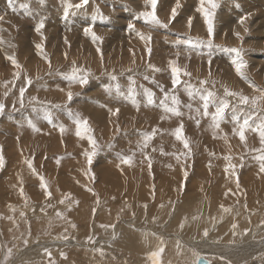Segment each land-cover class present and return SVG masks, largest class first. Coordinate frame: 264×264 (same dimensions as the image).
Wrapping results in <instances>:
<instances>
[{
	"label": "rangeland",
	"instance_id": "1",
	"mask_svg": "<svg viewBox=\"0 0 264 264\" xmlns=\"http://www.w3.org/2000/svg\"><path fill=\"white\" fill-rule=\"evenodd\" d=\"M1 1L3 0H0V4H3V6L0 5V10H2L4 15L0 11V16L3 17V20H8L6 21L5 26L11 31L10 33L6 31L7 34L4 32L3 36H0V40L3 41V44H0V47H2L0 48V99H2L7 106L4 114L0 115V148H2L3 155L6 161L4 166L0 168V264H50V261L54 262V264H61V262H63L64 260H68L69 257V253L65 251V247H70L73 249L85 248L84 250L98 251L100 253L102 250V253H111L112 255L118 254V256H120L126 252V248L124 250L121 245V247H119V240L117 238L118 236L116 235L114 229L111 227H101V225L111 224H116L115 227L121 224L123 225V230L129 229L130 231H136V229L138 228L137 230L139 231V233L144 234L145 237L143 236L142 239L144 242H146V244L144 242L143 244L144 248L147 247L146 250L144 249V252L140 253L138 247H136L132 242H128L127 244L129 246H134V252L140 256L139 259L141 260L142 264H156L157 258H154L152 256V253L157 252L161 247L163 248V252L158 258V264H171L172 256V258L174 259L175 257L181 255L183 259L189 258L188 260L192 259L193 257L195 258L199 256V246H196L192 243L199 242L200 244H202L204 243V241H213L211 242V244L215 246H224L223 251L225 252L229 250L231 251V247L233 244L235 245L241 240H244L242 237H240L239 239L237 238L239 236L236 237L235 235H232V238L233 240L235 237L237 239L234 241L230 239L232 243L228 238L221 239L222 236L226 235L224 234V230L221 226L224 222L220 223V225L217 224V227L212 229L211 232L208 233V235L205 237V229L203 227L199 228L198 226H196L195 222L192 225H183V227H181V224L184 218L188 219V221H191L189 218H187V216H190L191 214H198L202 211L208 212L210 214L213 213V217L216 220H219L221 214L224 213L223 209L220 207L221 205L230 207L235 211L239 210L241 207H243V209L245 208L244 210H246V213H251L254 211L253 209L244 206L248 202V197L246 196L249 176L259 171V161L254 159V157L259 154V152L256 150L260 149L262 146L260 143L259 133L253 131L252 129L255 128V125L257 123H259V118L264 117V100L258 101L257 105L254 106L251 103L247 105L240 104L238 102V97H228V100L230 101L229 108L226 109L225 112V122L222 121L221 123V125L225 128L220 126L222 131L217 130V136L214 138L213 129L210 127L211 117L202 116L196 112V109L198 108L201 109V113L203 111V102L200 99V96L195 95L190 97L185 91L183 84L176 86L175 89L173 88L170 71L167 70V62L170 59H178V64L180 66L187 65V70L191 72L192 75L190 78L182 77V79L189 81L196 87H200V80H203L205 78L214 79L216 81L214 85L209 84L207 86L216 93L215 97L213 98V102L209 105L208 111L210 113L215 111L216 105L221 99L224 98L225 87H227L231 91L240 92L248 97L250 96V100L255 96H259L260 91H258L257 88H254L252 84L254 83L256 86H258L259 89H264V17H262L264 16V0H216V2L218 1L217 4L219 6L214 10V28L217 29H215L214 43L215 45H221L222 47H213L212 49L201 47L198 51L189 50L188 46L183 44L177 47L173 42L178 39L184 40L188 35H191L192 37L198 36L200 38H207V29L204 28L207 27L205 26L207 25L205 22V18L202 17V13L197 11L200 0H180L181 8H179L177 11L179 15L177 14L176 18L172 20L175 21L173 23L172 21L169 23V18L167 17H170L171 9L175 7L177 0H169V2L168 0H158L156 9V11H158L157 15L162 21L170 24V27H168L167 29L153 28L144 23L142 19L137 20L134 18L136 12H140L136 11L137 9H139V7V10L142 9L143 11L151 10L150 5L147 7L143 6L145 5V0H89V3L83 8L76 7V5L81 3V0H6L9 4H12L10 6L9 4H7V2L3 1V3ZM16 1H23L25 3L26 6L24 5V10L23 8H20L18 10V8L14 6L19 4H17ZM36 2H38L37 4L41 6V8L36 4ZM33 3L35 4V6ZM253 3H255L256 6ZM28 5H32V8ZM69 5H71V7H69ZM165 5H167L166 10L164 9ZM13 6L16 9L13 8ZM186 6H188L189 8ZM35 7H37L38 9ZM161 7L163 8L162 13L160 12V9H162ZM205 7H209V5H207L206 3ZM131 8H133L134 10H132ZM34 9L36 12L35 14L38 15L34 14ZM48 9H50V11ZM65 9L68 10L67 16L64 15ZM180 9H182V11H185L186 13L182 12L181 14ZM14 10L17 12H15ZM56 11L58 12L56 13ZM18 12L19 14H17ZM46 12H48L46 17L48 16V19H51V22L53 24L50 22V20H45ZM221 12L222 14H220ZM23 13H26L27 16ZM43 13H45L44 16H42ZM10 14L16 17H12ZM56 14L58 16H56ZM80 14H82L83 16H81ZM50 15L54 18L52 19ZM19 16L20 18H18ZM36 16L40 17L36 20L35 23ZM101 16L104 19H101ZM190 16L192 17V22H197L192 23V27H188V29V24L186 25V23ZM184 17H187V21L184 20ZM244 17H247V19L244 20L243 23H241L240 21ZM10 18L11 20H9ZM25 18L29 20L30 23L28 24L32 26L31 30L29 29L31 27L30 25L27 26L26 23L22 22L23 20L26 21ZM182 18H184V21H180V19L182 20ZM42 19L44 21V24L47 26L42 30L43 39L45 38V36L50 37L49 40L53 42L54 39L59 38L61 35H64V38H68L69 35L72 36V40H69L70 47L68 45L66 46V44L64 43L61 44L64 47L60 44H54V49H45V52L48 54L51 60L52 68L58 72H67L70 70L72 62L76 61L77 65L90 68L95 74V78L91 80L90 84L86 88H81L79 85H72V90L74 92L81 93V95L75 97L74 102L71 104V108L73 110L82 113L84 117H88L90 119V123L95 129V136L102 146V150L95 158L92 166V171L95 173L94 180H92L89 175H85V171L87 170L88 165L83 152L85 149L89 148V144L86 140H82L75 136L74 124L68 114L63 110L53 108L51 109L52 123H49L48 119L45 118V113L39 106H36L34 110L33 105L28 103L27 98L31 96H36L42 101H50L53 104L63 102V100L65 99V93L60 92L57 88V85H59L60 88H68V83L60 75L56 74V71L49 75L48 64L41 57V55L33 57L32 61L26 55H23L25 52L22 43L23 40H25L23 37H26L27 41H31L32 37H34L33 32L36 33V31H34L36 28L35 26H37ZM3 20H0V24H2ZM19 20L21 23L19 22ZM54 20L60 23L57 24V22H54ZM234 20L236 23L234 22ZM117 21L120 23L118 24ZM178 21L182 23H184L185 21L186 22L184 24H180V22ZM130 22L133 23L135 25V29L139 30L140 32H143L145 34L151 33L153 38L151 41V46L153 49L151 53L152 57H149L146 53L145 42L136 35L135 31H129L127 25ZM90 23L94 24L95 28H93V30L96 32V34L102 37L101 42L93 43L91 37L84 34L83 29L85 25H88ZM174 23L178 28L173 25ZM198 23L201 25H198ZM17 25L19 27H17ZM181 26L183 28H180ZM14 28L17 29L15 30ZM99 30L105 33L100 34L97 32ZM236 32L240 33L242 39L235 35ZM36 34L37 35L35 36V38L39 40L41 34L38 32ZM63 37H60L58 42H64ZM4 38L6 41L3 40ZM12 45H14V47H12ZM59 45L61 46V48L63 47L62 50ZM98 46L103 51V63H101L99 54L96 51V48ZM57 48L59 49V51ZM232 48L242 49L244 60L247 62L246 68H244L243 71L249 78L248 83H250V85L248 87H246L245 84L243 85L241 83V81H246L247 79H244L241 76H236L237 73L234 70L235 68L231 64V60L235 58V52L229 51V49ZM130 49L132 51H130ZM55 51H57L58 55L59 53H63L61 56L62 59H56L55 55L57 54L55 53ZM209 52L211 53L212 60L211 77H209V65L207 63L209 59ZM65 53H68L69 55L73 54V56L71 55V57H69L67 55L68 57L65 58ZM133 53H135V56H133ZM176 53H179L178 58L176 56ZM8 55H15L18 62L23 66V72L28 76H31L33 79L32 85L27 86L28 90L25 93V106L21 108L19 103H16V110H13V101L16 100L19 95V87L26 85H23L22 75L20 80L15 81V87H13L11 83L7 85V88H10L11 91L9 92V95L7 97H4L3 93L7 90V88L5 87V82L12 81L13 74L15 71H17V69L14 68L11 62L7 60V58H5ZM247 58L250 60H248ZM229 59L230 62H228ZM133 60L135 61V63H133ZM33 62L38 63V66L33 67L30 70ZM148 62H151L157 67L163 69V71L153 72L150 69H146V64ZM130 68L134 71H127ZM105 69H108L109 72L115 69L122 91L127 92V89L130 86L135 87L137 92L136 99L140 102L139 112L131 104L130 101L121 100L117 102L104 91V86L115 83L110 80L108 75L105 74ZM122 70L124 71L122 72ZM130 75L135 80L134 85H132L131 81L129 80ZM37 76H39V79H37ZM145 76H148L149 78L145 79ZM153 77L155 82L153 81ZM230 77L233 79L241 78L240 81L237 82V86H234V82L233 86L230 85ZM145 89H150L155 94L154 100L156 106H144L146 103ZM164 92H172L178 97L180 101L179 108L180 111L184 113L183 116H171L169 119L165 120L160 119L162 115H165L163 109L159 107L160 102L164 99ZM168 103L169 105H171V100H169ZM101 104H107L109 107H118L120 109L118 117L111 118V123L109 122L108 112L106 111V109L100 106ZM188 105H191V108L187 107ZM236 105H239V108ZM84 109L87 110L86 112H89L88 115L85 113ZM93 109L95 110V115L99 112V119L102 117V114L106 116L103 122H101L100 120H94V113H91V111L93 112ZM234 115H237L239 117L241 123L245 118L251 117V127L245 132L246 141L242 142L238 136L231 133L232 129L236 127L233 122ZM15 119H18L17 122H15ZM197 119H199L200 121L198 126L196 124ZM28 120L33 121V123H35L37 127L41 129V131L33 132L31 127H29L27 124ZM181 120L184 124V134L190 139V144L194 153L193 157L187 161L186 165L184 164L183 159L178 162L175 156H166L163 155L160 151L161 147L163 148V151L167 153L180 154L182 151H185L183 149V144L180 141H177L174 135L170 134L171 131L179 125ZM117 123L119 124V127L121 129L120 133L115 132V126ZM53 124H63L68 130L62 136L59 129L54 128ZM156 126H159L160 129H163L165 131H163L162 133H158L154 137L149 147L146 149V152L152 158L151 173L149 172V169L147 167V161L146 159H144L145 157L139 151H136V155L131 166L120 164L117 153L123 152V154L125 155L131 154L130 150L135 151L137 148V141L142 139L140 133L145 131L150 132ZM224 133L228 134L227 143L224 141V139L221 138ZM114 136L115 139L113 141ZM17 137H19V140L17 139ZM109 142L114 143V147L112 149H108L106 147ZM153 148H155L156 151H152ZM209 152L215 153V156H210ZM227 155L232 156L231 162L233 164L240 165L241 163H243V167H238L236 169V171L239 173V189H237L235 186V177L232 178L226 171H222L225 170L224 167L228 163V161L224 159V157ZM241 155H243L244 157L243 161H241L240 159ZM25 158L32 159L33 165L36 170L48 181L49 188L53 194L50 199H46L43 189H41L39 186L40 180L38 176L32 174L31 170L25 163ZM57 159H60L59 164L56 163ZM210 162L211 168H209ZM117 165L120 166L118 167ZM169 165H171V167H169ZM185 166L187 167L189 176L186 182L187 184L185 183V186L181 187L182 182H184L183 172ZM82 169L85 171H82ZM253 170H255V172H253ZM16 175L19 176L17 177ZM174 180H176V182ZM178 181L180 182V184ZM101 182L104 185H102ZM106 182H113L112 187H110L113 189L118 188L119 185H123L124 183H132L134 188L133 193L135 191V194H132V196L125 195V197L120 198H115L114 194H110L108 196L109 193L106 192V194L103 195V190H106L105 186H107L106 188L109 187V184ZM157 183L160 184L162 188H160ZM21 187L24 190V195L20 194ZM87 187L93 188L94 192L98 194L100 200L99 205L96 204L97 197L88 192ZM135 188L138 191L135 190ZM228 189L233 190L232 193H235V195L229 193L227 196H225V192H227ZM241 189L243 191V195L239 191ZM65 193H71L72 198L74 200H78L79 203L74 204L71 209H68L67 202L65 204L59 203L62 198V194ZM187 194L190 195V197L187 196ZM110 196L114 197L112 199L116 200L114 204L107 207V202L109 201ZM185 197L187 199H185ZM83 200L87 204L86 207H81V202ZM262 203L264 204V201L261 202V204ZM48 205H51V207H49ZM144 205H147V207L145 208ZM189 206L192 207L189 208ZM100 207L101 210L99 211ZM42 208L44 209V211H41ZM94 208L95 213H93ZM259 208L261 207H257V209ZM102 209H104L103 215L107 216V219L98 220L99 218H95L97 216V211L98 213H103ZM122 209L123 211H120ZM112 210H115L116 213ZM22 212L24 213L23 216H21ZM58 212L64 213V217H58ZM68 212L70 214H73V217L66 215ZM186 212H188L189 214H187ZM263 212L264 211H260L258 212V214L260 213L261 215H264L262 214ZM118 215L119 221L117 220ZM84 216L85 219H89L90 217L91 218L87 222H83L82 219H84ZM9 217H11V219H9ZM41 220H47L48 223H45L46 226H44V224L41 225ZM133 220L139 221V224L138 222H135ZM26 222L28 225L25 224ZM130 222H134L135 224L133 223L131 225ZM179 222L181 223L179 224ZM94 223H97L98 229H96ZM73 224H75V228L72 227ZM136 224L139 227H136ZM140 224L142 226H140ZM19 226L22 227L20 228ZM85 226L89 229H85ZM110 228L112 230L106 233V230ZM64 229L68 232H66ZM175 229H177L178 231ZM62 234L68 235L67 241H65L64 239H57V237L62 236ZM220 235L222 236L220 237ZM90 236L93 237L94 243L89 242L88 238ZM106 236L109 238L107 239L109 246V248L107 249L104 248L105 243H103L104 239L102 238ZM182 237L184 239H188V241L192 238L193 241H189V244H187L182 241ZM261 238L264 237H259V239ZM50 239L52 241H50ZM74 239L77 240L75 241ZM79 239H81V241ZM259 239L256 238L257 241H259ZM25 240L28 241L27 245H25L24 243ZM150 240H154L156 242L155 247L152 249L148 248L149 244H147ZM262 241H264V239ZM58 242L66 243L64 245L65 250L62 248H59V250L58 246L53 245L55 243L58 244ZM75 244L77 245L75 246ZM168 245H172L171 250L169 248L170 246ZM34 248L35 250H33ZM9 249H11L10 255ZM44 249H49L51 252V256H49L44 251ZM213 249H210V251L212 250L214 252ZM26 251H29L30 253L24 254ZM130 251H133V249L131 247H128L127 252L130 253ZM60 252L64 253L65 255H61ZM173 252L179 254L176 255ZM214 253L215 257H218L217 259H215L217 261H220L219 259L221 258L219 253ZM205 254H203L199 258H205L211 262L210 258L204 256ZM61 257H63L64 259ZM250 257L254 258L256 256L250 255ZM252 258H247V260H252ZM247 260L244 264L248 262ZM70 262L72 263V261Z\"/></svg>",
	"mask_w": 264,
	"mask_h": 264
},
{
	"label": "snow or ice",
	"instance_id": "2",
	"mask_svg": "<svg viewBox=\"0 0 264 264\" xmlns=\"http://www.w3.org/2000/svg\"><path fill=\"white\" fill-rule=\"evenodd\" d=\"M88 3H89V0H81V3L76 5V7L77 8H83ZM206 3H207V5H209V7H205ZM149 5H150L151 10H145V11H140V12L136 13L135 19H137V20L142 19L144 23L148 24L149 26H151L153 28L167 29L169 27V23L162 21L157 15L156 9H157V5H158V0H145V6L147 7ZM69 7H71V5H69ZM180 7H181L180 0H177L175 7H173L171 9V15L169 17V22H171V20H174L176 18L177 14H178L177 10ZM217 7H218V4H217L216 0H200L199 7L197 8V11L203 14V17L205 18V22L207 24L208 36L206 39L200 38L198 36L192 37L191 35H188V36H186V38L184 40L178 39V40L174 41L173 43L177 47H179L181 44H183V45H187L189 50H197V51L201 47H207L208 49H212L213 47H222L221 45H215V43H214V39H215L214 10ZM64 15L65 16L68 15L67 9H65ZM101 19H103L102 16H101ZM246 19H247V17H244L241 19L240 22L243 23L244 20H246ZM0 20H3L2 16H0ZM187 24H188V27L191 28L192 17L188 18ZM44 27H45V24H44V21L42 19L35 28V31L40 33L42 37H43V32L41 30L44 29ZM127 27H128L130 32L135 31L136 35L142 41L145 42V50H146V53L148 54V56L150 57L151 53L153 51L152 46H151V41L153 39L151 33L145 34L143 32H140L139 30L135 29V25L131 22L127 25ZM93 28H94V24H91V23L88 24L83 29L84 34L90 36L93 43L101 42L102 37L98 36L96 34V32L93 30ZM0 31H2V29H0ZM235 35L242 39L239 32H236ZM64 43L70 47V42L68 41L67 37L64 38ZM0 44H3L2 40H0ZM12 47H14V45H12ZM35 47H36L38 53L41 55V57L48 63V72H49V75H51L56 70H54L52 68L51 60H50L48 54L44 51V45L42 43H37L35 45ZM96 51L99 54V58H100L101 63H103L104 57H103L102 49L98 46L96 48ZM130 51H132V50L130 49ZM229 51L235 52V58L233 60H231V64L234 66L236 73L244 79H249L246 76L245 72L243 71V69L246 68L247 62L244 60L242 49L241 48H232V49H229ZM64 55H65V58H67V53H65ZM133 56H135V53H133ZM176 56L178 58L179 53H176ZM6 58H7V60H9L11 62V64L14 66V68L17 69V71L14 72L12 81H6L5 82V87L7 88V85L9 83H11L13 85V87H15V81L20 80L22 75H23V85H26V86L19 87V89H18L19 95L16 98V100L13 101L12 107H13V110H16V103H19L21 108H23L25 106V99H26L25 93L28 90L27 86L32 85L33 79L31 76H28L26 73L23 72V66L18 62L15 55H8ZM133 63H135L134 60H133ZM207 63L209 65V77H211V75H212V73H211L212 60H211V53L210 52H209V59H208ZM146 69H150L153 72L163 71V69L157 67L156 65L152 64L151 62H148L146 64ZM167 70L170 71L171 82H172L174 89L176 86L183 84L185 91L188 93V95L190 97L195 96V95L200 96V99L203 102L202 103L203 111L201 113V109L198 108V109H196V112L199 115L211 117L210 127L213 129V137L214 138L217 136V130L222 131V129L220 127L221 122L224 121L226 109L229 108L228 97H238V102L240 104L247 105V104L251 103L254 106L257 105L258 101L264 100V89H259L258 86H256L254 83L252 84V86L254 88H257L258 91H260V95L251 98V100L248 96L243 95L240 92L231 91L227 87H225L224 98L221 99L219 101V103L216 105L215 111L210 113L208 111L209 105H210V103L213 102V98L215 97L216 93L207 86L209 84L214 85L216 83V81L214 79L205 78L203 80H200V87H196L195 85L191 84L189 81L183 80L182 77H189L190 78L192 74H191V72H189L187 70V65L180 66L178 64V59L168 60ZM104 71H105V74L109 76L110 80L115 82L114 84H109V85L104 86V91L110 97H112L113 100H116L117 102H119L121 100L130 101L131 104L139 112L140 102L136 99L137 92H136L135 87L130 86L127 89V92L122 91L121 86L118 82V75H117L115 69H113L111 72H109L107 69H105ZM123 71L124 70H122V72ZM127 71L131 72V71H133V69L130 68ZM56 74L60 75L68 83L67 89L60 88L59 85H57L58 90L60 92L65 93V99L63 100V102L53 104L50 101H42L36 96H31V97L27 98L28 103L33 105L34 110H35L36 106H39L43 110V112L45 113V118L48 119L49 123H52L51 109H53V108L63 110L68 114V116L72 119L73 124H74L75 136L82 139V140H86L89 144V148L85 149L83 152V155L86 157L88 168L86 171L83 169H82V171H85V175H89L90 178L92 180H94L95 179V173L92 171V166H93L95 158L97 157L99 152L102 150V146L95 136V129L92 127V125L90 123V119L88 117H84L82 115V113L73 110L71 108V104L74 102L75 97L81 95V93L74 92L72 90V85H79L81 88H86L90 84L91 80L93 78H95V74L93 73V71L90 68L77 65L76 61L72 62V66H71L69 71H67V72L56 71ZM148 78H149L148 76H145V79H148ZM37 79H39V76H37ZM129 80L131 81L132 85L135 84V80L131 75L129 76ZM153 81L155 82L154 77H153ZM10 91H11V89L7 88V90L3 93L4 97H7L9 95ZM145 95H146V103L144 106L145 107L156 106L155 100H154L155 94L150 89H145ZM169 100H171V105H169V103H168ZM179 104H180V101L175 94H173L172 92H164V99L160 102L159 107H161L163 109L165 115H162L160 117V119L165 120V119H169L171 116H176V117L183 116L184 113H182L180 111ZM100 106L102 108L106 109V111L108 112L110 123L112 122L111 118L112 117H118V115L120 113V109L118 107L112 108V107H109L107 104H101ZM6 107L7 106L4 103V101L2 99H0V115L4 114ZM187 107L191 108V105H188ZM190 118H192V117H190ZM250 119H251V117H247L241 123L240 119L237 115L233 116V122L236 125V127H234L232 129V134L238 136L242 142L246 141L245 132H246V130H248L251 127ZM199 122H200L199 119H197L196 120L197 126L199 125ZM27 124L29 127H31L33 132H40L41 131V129L38 128L37 125L35 123H33V121L28 120ZM53 127L58 128L62 136L68 130L66 128V126H64L63 124H53ZM252 130L259 133L260 143H261L262 147L260 149L256 150L259 152V155L255 156L254 159L259 161L260 173H264V117L259 118V123H257L255 125V128H253ZM120 131H121V129L119 127V124L117 123L115 126V132L120 133ZM163 131H165V130L160 129L159 126H156L150 132H148V131L141 132L140 135H141L142 139L137 141V148L135 151L130 150L131 154H129V155H125V154H123V152L117 153V157L120 161V164L131 166L133 161H134L136 151H139L145 157V159L147 161V167L149 169V172L151 173L152 158L146 152V149L149 147V145L153 141L154 137L158 133H162ZM170 134L174 135L176 140L180 141L183 144V149L185 151H182L180 154L167 153V152H164L163 148L161 147L160 148L161 153L163 155L175 156V158L178 162H180L183 159L184 164L186 165L187 161L193 157L194 153H193V150H192V147L190 144V139L184 134V124H183L182 120L179 123V125L171 131ZM221 138L224 139V141L227 143L228 134L224 133V135ZM17 139L19 140V137H17ZM114 139H115V136L113 137V140ZM106 147L108 149H112L114 147V143L109 142L106 145ZM152 151H156V149L153 148ZM209 155L215 156V153L209 152ZM224 159L228 161V163L225 166V171L229 174L230 177H235L236 188L239 189L240 188L239 174L236 171V169L238 167H243V163H241L240 165L233 164L231 162L232 161L231 155L225 156ZM240 159H241V161H243V159H244L243 155H241ZM5 163H6V161H5V158L3 155V151H2V148H0V168H2ZM25 163L27 164V166L31 170L32 174L38 176V178L40 180L39 186L41 189H43L46 199H50L53 194L49 188L48 181L45 179V177L43 175H41L36 170V168L33 165L32 159L25 158ZM56 163L59 164L60 159H57ZM117 166L119 167L120 165H117ZM169 167H171V165H169ZM209 168H211V162L209 163ZM121 171H122V169H121ZM183 176H184V182H182L181 187L185 186V183L187 182V179L189 176V172H188L186 166L184 167ZM21 183H22V181H21ZM153 188H154V185H153ZM87 191L92 193L93 195H95L97 197L96 204L99 205V203H100L99 196L97 193L94 192V189L91 187H87ZM229 193H231L232 195H235V193H232L231 189H228V191L225 192V196H227ZM20 194L24 195V190L22 187L20 188ZM153 198H154V193H153ZM66 202L68 203V209H71L73 204L79 203L78 200H74L72 198L71 193L62 194V198L59 201V203L65 204ZM48 206L51 207V205H48ZM144 207L146 208L147 205H144ZM220 207L223 209V211L225 213H230L232 210L230 207H225L224 205H221ZM41 211H44V209L42 208ZM121 211H123V209ZM93 213H95V208L93 209ZM23 215H24V213L22 212L21 216H23ZM57 216L58 217H64V213L58 212ZM9 219H11V217H9ZM118 219H119V215L117 216V220ZM220 219H223V217L221 216ZM72 227L75 228V224H73ZM101 227L115 228V225L114 224L101 225ZM181 227H183V224H181ZM237 227H238V225L235 223L232 225L233 235L238 234L235 231L237 229ZM65 231L67 232V230H65ZM244 231L246 232L248 230L245 229ZM239 234H243V233H239ZM207 235H208V230L205 229L204 230V236H207ZM57 239H64L65 241H67L68 235L62 234V236L57 237ZM88 240L90 243H94L93 237L90 236L88 238ZM24 243H25V245H27L28 241L25 240ZM44 251L49 256H51V252L49 249H44ZM162 252H163V248L161 247L157 252L152 253V256L154 258H157L156 264H158V258ZM10 254H11V249H9V255ZM101 254H102V250H101ZM61 255H65V254L61 253ZM6 259H7V257H6ZM50 264H54V262L50 261ZM229 264H230V262H229Z\"/></svg>",
	"mask_w": 264,
	"mask_h": 264
},
{
	"label": "bare ground",
	"instance_id": "3",
	"mask_svg": "<svg viewBox=\"0 0 264 264\" xmlns=\"http://www.w3.org/2000/svg\"><path fill=\"white\" fill-rule=\"evenodd\" d=\"M3 1H5V2H7V4H9L8 3V1H6V0H3ZM3 1H1V2H3ZM13 1H15V0H13ZM19 1H21V0H19ZM173 1V0H172ZM191 1V0H190ZM193 1V0H192ZM197 1V0H196ZM199 1V0H198ZM254 1V0H253ZM17 2V1H16ZM28 2H32V1H28ZM168 2H169V0H168ZM181 2V1H180ZM184 2V1H183ZM218 2V1H217ZM246 2V1H245ZM4 3V2H3ZM14 3V2H13ZM19 3V4H18ZM26 3H27V1H26ZM38 2H36V4H37ZM104 3V2H103ZM136 3V2H135ZM164 3V2H163ZM259 3V2H258ZM17 4L18 5H14V6H16V8H18V10L20 9V8H23V7H25L26 5H25V3L22 1V2H17ZM28 4H30V3H28ZM32 4V3H31ZM34 4V3H33ZM137 4V3H136ZM135 4V5H136ZM166 4V3H165ZM168 4H170V3H168ZM239 4V3H238ZM253 4H255V3H253ZM260 4V3H259ZM0 5H2L3 6V4H0ZM10 5H12V4H9V6ZM25 5V6H24ZM38 5V4H37ZM141 5V4H140ZM164 5V4H163ZM172 5H173V3H172ZM183 5V4H182ZM187 5V4H186ZM189 5V4H188ZM263 5V4H262ZM13 6V8H15ZM28 6H30V5H28ZM32 6V5H31ZM30 6V7H31ZM34 6H35V4H34ZM39 6V5H38ZM107 6V5H106ZM143 6H145V5H143ZM170 6V5H169ZM199 6V5H198ZM219 6V5H218ZM255 6H256V4H255ZM254 6V7H255ZM258 6V5H257ZM40 8H41V6H39ZM134 7H137V6H134ZM166 7H167V5H165V7H164V9L166 10ZM186 7H188V6H186ZM193 7H195V6H193ZM259 7V6H258ZM3 8V7H2ZM1 8V9H2ZM11 8V7H10ZM15 8V9H16ZM32 8V7H31ZM30 8V9H31ZM35 8H37V7H35ZM39 8V9H40ZM44 8V7H43ZM117 8V7H116ZM142 8V7H141ZM162 8V7H161ZM181 8V7H180ZM189 8V7H188ZM4 9V8H3ZM7 9V8H6ZM38 9V8H37ZM36 9V10H37ZM51 9V8H50ZM50 9H48L49 11H50ZM132 10H134L133 8H131ZM139 9H140V7H139ZM139 9H137L136 11H143L142 9L141 10H139ZM160 9V8H159ZM168 9V8H167ZM186 9V8H185ZM242 9H243V7H242ZM258 9V8H257ZM5 10V9H4ZM8 10V9H7ZM23 10H24V8H23ZM22 10V11H23ZM42 10V9H41ZM41 10H38V11H41ZM54 10H56V9H54ZM95 10V9H94ZM161 11V13H162V10H163V8L162 9H160ZM164 10V11H165ZM181 10V14H182V12H185V11H182V9H180ZM226 10V9H225ZM240 10V9H239ZM256 10V9H255ZM1 12H2V10H0ZM11 11V10H10ZM15 11V10H14ZM26 11V10H25ZM24 11V12H25ZM59 11V10H58ZM58 11H56V13L58 12ZM120 11V10H119ZM178 11V10H177ZM15 12H17V11H15ZM28 12H29V10H28ZM30 12H32V11H30ZM45 12V11H44ZM90 12V11H89ZM133 12V11H132ZM158 12V11H157ZM180 12V11H179ZM190 12V11H189ZM215 12V11H214ZM4 13H5V11H4ZM11 13V12H10ZM36 12H35V9H34V14H35ZM54 13H55V11H54ZM102 13V12H101ZM137 13V12H136ZM186 13V12H185ZM194 13V12H193ZM198 13V12H197ZM228 13V12H227ZM2 14H3V12H2ZM13 14V13H12ZM15 14V13H14ZM17 14H19V12L17 13ZM23 14H26V13H23ZM40 14V13H39ZM44 14L45 13H43V15L42 16H44ZM48 14V12H46V14H45V17H46V15ZM166 14V13H165ZM181 14H180V16H181ZM216 14V13H215ZM219 14V13H218ZM220 14H222V12L220 13ZM4 15V14H3ZM11 15V14H10ZM16 15V14H15ZM33 15V14H32ZM35 15H38V14H35ZM34 15V16H35ZM72 15V14H71ZM81 16H83L82 14H80ZM130 15V14H129ZM179 15V14H178ZM186 15V14H185ZM202 15V14H201ZM234 15H236V14H234ZM243 15V14H242ZM12 16V15H11ZM17 16V15H16ZM16 16H12V17H16ZM26 16H27V14H26ZM29 16V15H28ZM33 16V17H34ZM51 16V15H50ZM56 16H58L57 14H56ZM78 16V15H77ZM85 16V15H84ZM87 16V15H86ZM179 16V17H180ZM187 16V15H186ZM195 16V15H194ZM216 16V15H215ZM221 16V15H220ZM239 16V15H238ZM252 16V15H251ZM40 17V16H39ZM38 16H36V18H35V23H36V20L39 18ZM44 17V18H45ZM52 17V16H51ZM70 17V16H69ZM93 17V16H92ZM125 17V16H124ZM128 17V16H127ZM133 17V16H132ZM132 17H129V18H132ZM191 17V16H190ZM203 17V16H202ZM201 17V18H202ZM249 17V16H248ZM262 17H264V16H262ZM5 18H6V15H5ZM18 18H20V16L18 17ZM54 17H52V19H53ZM71 18V17H70ZM134 18H135V16H134ZM133 18V19H134ZM167 18H169V17H167ZM185 18V19H184ZM184 18H182V20L180 19V21H184V20H186V18L187 17H184ZM15 19V18H14ZM17 19V18H16ZM24 19V18H23ZM55 19H56V17H55ZM81 19V18H80ZM104 19V18H103ZM178 19V18H177ZM177 19H176V23H177ZM184 19V20H183ZM204 19V18H203ZM227 19V18H226ZM9 20H11V18L9 19ZM25 20L27 21H22V22H24V23H26V25L28 26V25H30V24H28V23H30L29 22V20H27L26 18H25ZM45 20H50V22H51V19H48V16L46 17V19ZM94 20V19H93ZM114 20V19H113ZM124 20V19H123ZM126 20V19H125ZM217 20V19H216ZM225 20V19H224ZM236 20V19H235ZM235 20H234V22H235ZM248 20H250V19H248ZM6 21H8V20H6V19H4L3 20V22H2V24H0V29H2V31H0V36H3V33L5 32L6 33V31L8 32V33H10V29L9 28H6V26H5V24H6ZM104 21V20H103ZM108 21V20H107ZM121 21V20H120ZM172 21V20H171ZM180 21H178V22H180ZM187 21V20H186ZM185 21V22H186ZM228 21V20H227ZM226 21V22H227ZM240 21V20H239ZM19 22H20V20H19ZM47 22V21H46ZM54 22H57V21H55L54 20ZM66 22H68V21H66ZM74 22V21H73ZM76 22V21H75ZM84 22V21H83ZM118 22V21H117ZM116 22V23H117ZM124 22V21H123ZM173 22H175V21H172V23ZM184 22V23H185ZM195 23L197 22V21H194ZM194 22H192V23H194ZM246 22V21H245ZM10 23V22H9ZM21 23V22H20ZM34 23V22H33ZM32 23V24H33ZM34 23V24H35ZM52 23V22H51ZM60 23V22H59ZM58 22H57V24H59ZM70 23V22H69ZM112 23V22H111ZM120 22H118V24H119ZM137 23V22H136ZM170 23V22H169ZM171 23V24H172ZM182 22H180V24H181ZM184 23H182V24H184ZM236 23V22H235ZM33 24V25H34ZM37 24H38V22H37ZM36 24V25H37ZM53 24V23H52ZM56 24V25H57ZM67 24V23H66ZM82 24V23H81ZM106 24V23H105ZM108 24V23H107ZM109 24H110V22H109ZM125 24V23H124ZM240 24V23H239ZM247 24V23H246ZM7 25H8V23H7ZM12 25H14V24H12ZM22 25V24H21ZM74 25H76V24H74ZM79 25V24H78ZM83 25H85V24H83ZM83 25H82V27H83ZM87 25V24H86ZM86 25H85V27H86ZM113 25V24H112ZM114 25H115V23H114ZM170 25V24H169ZM174 26H176L177 27V25H175V23L173 24ZM186 25H187V23H186ZM198 25H201V24H199L198 23ZM198 25H197V27H198ZM203 25H205V24H203ZM202 25V26H203ZM230 25H233V24H230ZM236 25H238V24H236ZM242 25H244V24H242ZM25 26V25H24ZM26 26V27H27ZM31 26V25H30ZM123 26V25H122ZM126 26V25H125ZM137 26V25H136ZM172 26V25H171ZM179 26V25H178ZM205 26H207V25H205ZM219 26H221V25H219ZM249 26V25H248ZM247 26V27H248ZM17 27H19L18 25H17ZM34 27V26H33ZM36 27V26H35ZM47 26L45 25V28H46ZM59 27V26H58ZM124 27V26H123ZM170 27V26H169ZM173 27V26H172ZM171 27V28H172ZM175 27V28H176ZM191 27H192V25H191ZM218 27V26H217ZM228 27V26H227ZM231 27V26H230ZM229 27V28H230ZM241 27H244V26H241ZM21 28V27H20ZM31 28H32V26L29 28L30 30H31ZM44 28V29H45ZM54 28V27H53ZM79 28V27H78ZM94 28H95V26H94ZM98 28V27H97ZM114 28V27H113ZM178 28V27H177ZM176 28V29H177ZM180 28H183L182 26L180 27ZM179 28V29H180ZM187 28H188V26H187ZM186 28V29H187ZM204 28H206L207 29V27H204ZM219 28V27H218ZM234 28V27H233ZM15 29V28H14ZM17 29V28H16ZM15 29V30H16ZM189 29V28H188ZM202 29V28H201ZM205 29V30H206ZM216 29V28H215ZM223 29H226V28H223ZM232 29V28H231ZM248 29V28H247ZM21 30V29H20ZM32 30H34V29H32ZM43 30V29H42ZM41 30V31H42ZM192 30V29H191ZM204 30V29H203ZM217 30V29H216ZM228 30H230V29H228ZM35 31V30H34ZM46 31V30H45ZM141 31H143V30H141ZM202 31V30H201ZM207 31V30H206ZM246 31V30H245ZM249 31V30H248ZM247 31V32H248ZM22 32V31H21ZM47 32H49V31H47ZM98 33H100V34H103V33H105V32H102L101 30H99V31H97ZM159 32V31H158ZM168 32V31H167ZM200 32V31H199ZM204 32V31H203ZM232 32V31H231ZM231 32H229V33H231ZM15 33V32H14ZM37 33V32H36ZM36 33H34L33 32V36L34 37H32V40L31 41H27V38L26 37H23L25 40H23V48H24V54L23 55H26L31 61H32V58L33 57H35V56H37V55H40L39 53H38V51H37V49L35 48V45L37 44V43H42L43 45H44V51H45V49H54L55 47V45L54 44H64V42H58V40H59V38L60 37H63L64 35H61L59 38H57V39H54L53 40V42L52 41H50L49 40V38L50 37H46L45 36V38L43 39L42 38V36L41 37H39V40L37 39V38H35V36L37 35ZM72 33H73V31H72ZM197 33H198V30H197ZM218 33V32H217ZM7 34V33H6ZM20 34V33H19ZM77 34V33H76ZM75 34V35H76ZM165 34V33H164ZM194 34V33H193ZM196 34V33H195ZM223 34H227V33H223ZM67 35V34H66ZM74 35V34H73ZM242 35V34H241ZM51 36V35H50ZM57 36V35H56ZM77 36V35H76ZM79 36H81V35H79ZM167 36V35H166ZM220 36V35H219ZM221 36H224V35H221ZM243 36V35H242ZM134 37V36H133ZM132 37V38H133ZM137 37V36H136ZM235 37V36H234ZM64 38V37H63ZM77 38V37H76ZM112 38V37H111ZM130 38V37H129ZM43 39V40H42ZM68 39V41L70 40H72V36H70L69 35V37L67 38ZM115 39H116V37H115ZM230 39V38H229ZM3 40H5V38L3 39ZM42 40V41H41ZM6 41V40H5ZM74 41V40H73ZM141 41V40H140ZM171 41V40H170ZM133 42V41H132ZM131 42V43H132ZM173 42V41H172ZM98 43V42H97ZM108 43V42H107ZM137 43V42H136ZM221 43V42H220ZM8 44H9V42H8ZM133 44V43H132ZM59 45V46H60ZM264 45V44H263ZM7 46V45H6ZM61 46H63V45H61ZM61 46H60V48H61ZM67 46V45H66ZM107 46V45H106ZM64 47V46H63ZM62 47V48H63ZM140 47V46H139ZM0 48H2V47H0ZM16 48V47H15ZM62 48H61V50H62ZM108 48V47H107ZM106 48V49H107ZM110 48H111V46H110ZM176 48V47H175ZM58 49V48H57ZM158 49H159V47H158ZM2 50V49H1ZM17 50V49H16ZM157 50V49H156ZM58 51H59V49H58ZM64 51V50H63ZM172 51V50H171ZM2 52V51H1ZM35 52V53H34ZM37 52V53H36ZM61 52V51H60ZM156 52V51H155ZM55 53L57 54V51H55ZM189 53V52H188ZM62 54L63 53H59V55L57 54V55H55V57H56V59L58 60V59H62ZM90 54V53H89ZM67 55L69 56V57H71V55L73 56V54H71V55H69L68 53H67ZM227 55V54H226ZM6 56V55H5ZM67 56V57H68ZM65 57V56H64ZM152 57V56H151ZM6 58V57H5ZM156 58V57H155ZM70 59V58H69ZM231 59V58H230ZM230 59L228 60V62H230ZM248 59V58H247ZM264 59V58H263ZM54 60H55V58H54ZM159 60V59H158ZM233 60V59H232ZM248 60H250V59H248ZM252 60V59H251ZM253 60H254V58H253ZM252 60V61H253ZM185 61V60H184ZM42 62V61H41ZM56 62V61H55ZM66 62V61H65ZM130 62V61H129ZM255 62V61H254ZM1 63V62H0ZM185 63V62H184ZM48 64V63H47ZM57 64V63H56ZM161 65V64H160ZM38 66V63H36V62H33L32 63V66L30 67V70L33 68V67H37ZM221 66H222V64H221ZM251 67V66H250ZM39 68V67H38ZM251 69V68H250ZM35 70V69H34ZM38 70V69H37ZM108 70V69H107ZM235 70V69H234ZM134 71V70H133ZM246 71V70H245ZM37 72V71H36ZM153 73V72H152ZM235 75V74H234ZM236 76H239L240 77V75H236ZM233 77V76H232ZM235 77V76H234ZM252 77V76H251ZM126 78V77H125ZM241 79V78H240ZM240 79H237V78H231L230 77V85L231 86H233V82H234V86H237L238 84H237V82H239L240 81ZM248 80L249 79H247L246 81L244 80V81H241V83L244 85L245 84V86L246 87H248L249 85H250V83H248ZM261 81H263V80H261ZM101 82H103V81H101ZM1 83V82H0ZM241 84V85H242ZM43 88V87H42ZM250 89V88H249ZM252 89V88H251ZM163 90V89H162ZM254 90V89H253ZM97 91V90H96ZM99 91V90H98ZM251 91V90H250ZM255 92V91H254ZM251 94V93H250ZM94 95V94H93ZM108 96V95H107ZM105 97V96H104ZM250 97V96H249ZM12 98V97H11ZM237 98V97H236ZM98 99V98H97ZM100 100V99H99ZM93 102V101H92ZM230 102V101H229ZM111 103V102H110ZM233 103V102H232ZM231 103V104H232ZM234 104V103H233ZM235 105V104H234ZM237 106V105H236ZM235 107V106H234ZM238 108H239V105L237 106ZM261 107V106H260ZM231 108V107H230ZM82 109H83V107H82ZM236 109V108H235ZM240 109H241V107H240ZM260 110V109H259ZM84 111H85V113L88 115L89 114V112H86L87 110L86 109H84ZM94 109H93V112L91 111V113H94ZM231 111V110H230ZM235 111V110H234ZM241 111V110H240ZM250 112V111H249ZM248 112V113H249ZM99 113V112H98ZM98 113H96V115H95V113H94V120L95 121H97V120H100L101 122H103L104 121V118L106 117V116H104L103 114H102V117L99 119L98 118ZM243 113V112H242ZM59 114V113H58ZM106 114V113H105ZM239 114V113H238ZM252 114V113H251ZM19 115V114H18ZM60 115V114H59ZM244 115V114H243ZM108 119V118H107ZM107 119H106V121H107ZM135 119V118H134ZM13 120V119H12ZM16 120V119H15ZM18 120V119H17ZM17 120L15 121V122H17ZM120 120V119H119ZM11 121V120H10ZM134 121V120H133ZM124 122V121H123ZM135 122V121H134ZM224 122H225V120H224ZM230 122V121H229ZM256 122V121H255ZM222 123V122H221ZM227 123V122H226ZM225 123V124H226ZM95 124V123H94ZM97 124V123H96ZM104 124V123H103ZM230 124H232V123H230ZM170 126V125H169ZM222 126V125H221ZM122 127V126H121ZM222 127H224V126H222ZM225 128V127H224ZM227 129V128H226ZM141 130V129H140ZM229 130V129H228ZM224 131V130H223ZM232 133V132H231ZM46 135V134H45ZM137 135V134H136ZM221 135H223V134H221ZM257 136V135H256ZM73 137V136H72ZM127 137V136H126ZM60 138V137H59ZM11 140V139H10ZM109 140V139H108ZM117 140V139H116ZM114 141V140H113ZM233 143V142H232ZM221 146V145H220ZM229 147V146H228ZM198 149V148H197ZM228 149V148H227ZM111 152V151H110ZM231 152H233V151H231ZM12 153V152H11ZM50 155V154H49ZM259 155V154H258ZM71 156V155H70ZM167 156V155H166ZM237 156V155H236ZM18 158V157H17ZM23 159V158H22ZM107 159V158H106ZM145 159V158H144ZM21 160V159H20ZM168 160V159H167ZM19 161V160H18ZM23 161V160H22ZM78 161V160H77ZM102 161V160H101ZM104 161V160H103ZM16 162V161H15ZM24 162V161H23ZM101 165H103V164H101ZM19 166V165H18ZM257 166V165H256ZM218 167V166H217ZM20 168V167H19ZM225 168V167H224ZM71 169V168H70ZM108 169V168H107ZM117 169V168H116ZM115 169V170H116ZM205 169V168H204ZM131 170V169H130ZM140 170V169H139ZM16 171V170H15ZM81 171V170H80ZM214 171V170H213ZM222 171H225V170H222ZM253 172H255V170H253ZM75 173V172H74ZM131 173V172H130ZM140 173V172H139ZM138 173V174H139ZM221 173V172H220ZM224 173V172H223ZM245 173V172H244ZM11 174V173H10ZM16 174H19V173H16ZM21 174V173H20ZM114 174H116V173H114ZM129 174V173H128ZM222 174V173H221ZM239 174V173H238ZM243 174V173H242ZM23 175V174H22ZM25 175H27V174H25ZM118 175V174H117ZM175 175V174H174ZM219 175V174H218ZM247 175V174H246ZM245 175V176H246ZM17 177L19 176V175H16ZM16 176H15V178H16ZM73 177V176H72ZM133 177V176H132ZM217 177V176H216ZM225 178V177H224ZM233 178V177H232ZM231 178V179H232ZM74 179H75V177H74ZM118 179V178H117ZM131 179H133V178H131ZM155 179V178H154ZM226 179V178H225ZM244 179V178H243ZM246 179V178H245ZM119 180V179H118ZM123 180H125V179H123ZM181 180V179H180ZM242 180V179H241ZM240 180V181H241ZM87 181V180H86ZM102 181V180H101ZM122 181V180H121ZM132 181V180H131ZM175 182H176V180H174ZM230 181V180H229ZM88 182V181H87ZM173 182V181H172ZM171 182V183H172ZM179 182V181H178ZM198 182V181H197ZM231 182V181H230ZM102 183V182H101ZM101 183H100V185H101ZM106 183H108V182H106ZM115 183V182H114ZM127 183V182H126ZM158 183H160V182H158ZM157 183V184H158ZM226 183V182H225ZM228 183V182H227ZM248 184H247V196L246 197H248V202H247V204L244 206V207H249L250 209H253L254 211L253 212H251V213H246V210H244L243 209V207H241L239 210H237V211H235V210H231V212L230 213H222L221 214V216L223 217V219H219V220H216L214 217H213V213L212 214H210V213H208V212H205V211H202V212H200V213H198V214H194V215H190V216H187V218H189L191 221H188V219H186V218H184L183 220L182 219H180V220H182V224L184 225V226H187V225H192V224H194V222H195V225L196 226H198L199 228H201V227H203L204 229H207L208 230V233H210L211 232V230L212 229H214L215 227H217V224H219L220 225V223H223L221 226H222V229L224 230V234H226V235H224V236H222L223 235V233H222V235H220V237H221V239H225V238H228L229 239V241H231L230 239H232L233 240V228H232V225L235 223V224H238V227H237V229L235 230L238 234H236L235 236L237 237V236H239V237H237V238H239L240 239V237H242L244 240H241L240 242H238V243H236L235 245L233 244L232 245V247H231V251L229 252V251H223V249H224V246H222V245H219V246H215V245H213V244H211V242H213V241H211V242H207V241H204V243H202V244H200L199 242H197V243H192V244H194V245H196V246H199V248H200V255L199 256H197V257H193L192 259H194V260H192V259H190V260H188V259H183L182 258V256L180 255V256H177V257H175L174 259L171 257V260H172V262H171V264H197L198 263V260L200 259L199 257L200 256H202L203 254H205L204 256H206V257H208V258H210L211 259V262H210V264H229V262H230V264H244L245 262H246V260H247V258H252V257H250V255H255L256 257H254V258H252V260H247L248 262L246 263V264H264V241H262L264 238H261V239H259V237H264V215H261L260 213L258 214V212H260V211H264V204L262 203L261 204V202H263L264 201V173H260V171H257V172H255L254 174H252L251 176H249V180H248V182H247ZM109 184V187L108 188H106L107 186H105V189L106 190H103L104 192L102 193L103 195H105L106 193H109L108 194V196L110 195V194H114V196H115V198H120V197H125V195L126 196H132V194L134 195L135 194V191H134V193H133V184L132 183H129V184H123V185H119V187L118 188H116V189H113V188H110V187H112V184H113V182H111V183H108ZM176 184V183H175ZM179 184H180V182H179ZM187 184V183H186ZM88 185V184H87ZM99 185V186H100ZM102 185H104L103 183H102ZM171 185V184H170ZM198 185V184H197ZM225 185V184H224ZM17 186H19V185H17ZM129 186V187H128ZM158 186L160 187V188H162V186L160 185V184H158ZM189 186V185H188ZM226 186H228V185H226ZM236 186V185H235ZM78 187V186H77ZM139 187V186H138ZM179 187V186H178ZM75 188V187H74ZM224 188V187H223ZM235 189V188H234ZM76 190V189H75ZM81 190V189H80ZM135 190H137L136 188H135ZM138 191V190H137ZM144 191V190H143ZM183 191V190H182ZM187 191V190H186ZM193 191V190H192ZM233 191V190H232ZM240 191V193H242V195H243V191H242V189L241 190H239ZM106 192V193H105ZM219 192V191H218ZM246 192V191H245ZM145 194V193H144ZM207 194V193H206ZM218 194V193H217ZM183 195V194H182ZM244 195H245V193H244ZM187 196H189L190 197V195H188L187 194ZM218 196V195H217ZM111 197V198H110ZM109 197V201L107 202L108 204H107V207L109 206V205H112V204H114L115 203V200L116 199H112V198H114V197H112V196H110ZM148 197V196H147ZM204 197V196H203ZM211 197V196H210ZM11 198H13V197H11ZM220 198H221V196H220ZM185 199H187L186 197H185ZM190 199V198H189ZM209 199V198H208ZM239 199V198H238ZM244 199V198H243ZM104 200V199H103ZM220 200V199H219ZM190 201V200H189ZM217 202H218V200H217ZM186 203V202H185ZM213 203V202H212ZM194 204V203H193ZM220 204V203H219ZM74 205V204H73ZM237 205V204H236ZM244 205V204H243ZM242 205V206H243ZM255 205H256V207H255ZM36 206V205H35ZM87 206V204H86V202L83 200L82 202H81V207H86ZM120 206V205H119ZM193 206V205H192ZM192 206H189V208L190 207H192ZM201 206V205H200ZM199 206V207H200ZM210 206V205H209ZM261 207V208H263V209H261V208H259V209H257V207ZM20 207V206H19ZM212 207V206H211ZM74 208V207H73ZM118 208V207H117ZM196 208V207H195ZM8 209V208H7ZM29 209V208H28ZM31 209V208H30ZM55 209V208H54ZM205 209V208H204ZM98 210V209H97ZM101 210V207L99 208V211ZM103 210V213H101V212H99L98 213V211H97V216L95 217L96 219L97 218H99L98 220H105V219H107V216H105V215H103L104 214V209H102ZM137 210V209H136ZM206 210V209H205ZM220 210V209H219ZM259 210V211H258ZM3 211V210H2ZM52 211V210H51ZM76 211V210H75ZM112 211H114L115 213H116V211L115 210H112ZM121 211V210H120ZM208 211V210H207ZM215 211V210H214ZM217 211V210H216ZM49 212V211H48ZM78 212V211H77ZM188 212H190V211H188ZM188 212H186L187 214H189ZM30 213V212H29ZM51 213V212H50ZM219 213V212H218ZM27 214V213H26ZM42 214V213H41ZM48 214V213H47ZM262 214H264V212L262 213ZM66 215H69V216H72L73 217V214H70L69 212L66 214ZM138 215H139V213H138ZM182 215V214H181ZM186 215V214H185ZM51 216V215H50ZM78 216V215H77ZM111 216V215H110ZM220 216V217H221ZM113 217V216H112ZM116 217V216H115ZM183 217V216H182ZM91 218V217H90ZM89 218V219H90ZM133 218V217H132ZM143 218V217H142ZM152 218V217H151ZM181 218V217H180ZM43 219V218H42ZM67 219V218H66ZM75 219V218H74ZM89 219H85V216H84V219H82V221L84 222H87ZM113 219V218H112ZM37 220V219H36ZM50 220V219H49ZM95 220V219H94ZM114 220V219H113ZM193 220H195V221H193ZM119 221V220H118ZM133 221H135V220H133ZM142 221V220H141ZM40 222V221H39ZM41 225L42 224H44V226H46L45 225V223L47 224L48 222H47V220H45V221H42L41 220ZM44 222V223H43ZM98 222V221H97ZM102 222V221H101ZM132 222V221H131ZM130 222V223H131ZM135 222H138V224H139V221H135ZM29 223V222H28ZM38 223V222H37ZM52 223V222H51ZM108 223V222H107ZM129 223V224H130ZM134 223V222H133ZM133 223H131V225L133 224ZM181 222H179V224H180ZM25 224H27V222L25 223ZM34 224V223H33ZM85 224H87V223H85ZM99 224V223H98ZM109 224V223H108ZM135 224V223H134ZM28 225V224H27ZM116 225V224H115ZM26 226V225H25ZM35 226H36V223H35ZM82 226V225H81ZM94 226L96 227V229H98L97 227H98V225H97V223H94ZM127 226V225H126ZM136 227L138 226L137 224L135 225ZM140 226H142L141 224H140ZM20 227V226H19ZM22 227V226H21ZM20 227V228H21ZM139 227V226H138ZM173 227V226H172ZM88 228V227H87ZM86 228V226H85V229H87ZM123 228V225H117L115 228H113L114 229V231H115V233H116V235L118 236L117 238H118V240H119V247H123V249L125 250V248H126V252L125 253H123L122 255H120V256H118V254L117 255H112L111 253L110 254H105V253H100V252H98V251H87V250H84L85 248H83V249H73V248H70V247H65V249H64V245L66 244V243H60V242H58V244H53L54 246H58V249L60 248H62V249H64L66 252H68L69 253V257H70V260H69V257H68V260H64L63 262H61V264H142V262H141V260L139 259V255H137L135 252H134V246L132 245H127L128 244V242H132L133 244H135V246L136 247H138V250L140 251V253L141 252H144L145 250H146V248H144V244H143V239H142V237L144 236V234H141V233H139V231L136 229V231H138V232H136V231H130L129 229H122ZM129 228H131V227H129ZM133 228V227H132ZM144 228V227H143ZM199 228H198V231H199ZM84 229V230H85ZM89 229V228H88ZM121 229H122V231H121ZM135 229V228H134ZM221 229V230H222ZM245 229H247L248 231H244ZM59 230V229H58ZM65 230V229H64ZM112 229L110 228V229H108V230H106V233L107 232H109V231H111ZM143 230V229H142ZM172 230H173V228H172ZM175 230H177V229H175ZM22 231V230H21ZM61 231V230H60ZM178 231V230H177ZM177 231H176V233H177ZM225 231H227V232H225ZM6 232V231H5ZM62 232V231H61ZM68 232V231H67ZM105 232V231H104ZM80 233V232H79ZM78 233V234H79ZM97 233V232H96ZM115 233H113V234H115ZM148 233V232H147ZM160 233H161V230H160ZM162 233H163V231H162ZM239 233H243V234H239ZM109 234V233H108ZM219 234V233H218ZM13 235V234H12ZM56 235V234H55ZM242 235V236H241ZM108 236V235H107ZM106 236V237H107ZM173 236V235H172ZM226 236V237H225ZM3 237V236H2ZM5 237V236H4ZM77 237V236H76ZM79 237V236H78ZM85 237V236H84ZM106 237H102L103 239H104V242L103 243H105V246H104V248H109V246H108V240L107 239H109L108 237L106 238ZM145 237V236H144ZM158 237V236H157ZM205 237V236H204ZM234 238V240H236L237 238ZM35 238V237H34ZM256 238H258L259 239V241H257L256 240ZM41 239V238H40ZM52 239V238H51ZM50 239V241H52ZM82 239V238H81ZM81 239H79L80 241H81ZM86 239V238H85ZM102 239V240H103ZM142 239V240H141ZM146 239V238H145ZM150 239H152V238H150ZM178 239H179V236H178ZM182 239V241H184L185 243H187V244H189V241L190 242H192L193 241V239L191 238L189 241H188V239H184L183 237L181 238ZM220 239V238H219ZM227 239V240H228ZM54 240V239H53ZM56 240V239H55ZM63 240V239H62ZM75 240V239H74ZM77 240V239H76ZM75 240V241H76ZM148 240V239H147ZM200 240V239H199ZM233 240V241H234ZM30 241V240H29ZM46 241V240H45ZM195 241V240H194ZM197 241V240H196ZM222 241V240H221ZM243 241V242H242ZM262 241V242H261ZM167 242V241H166ZM180 242V241H179ZM242 242V243H241ZM31 243V242H30ZM145 244H146V242H144ZM169 243V242H168ZM229 243V242H228ZM231 243H232V241H231ZM230 243V244H231ZM240 243V244H239ZM147 244H149V246H148V248H150V249H152V248H154L155 247V244H156V242L154 241V240H150L149 241V243H147ZM226 244V243H225ZM31 245V244H30ZM77 244H75V246H76ZM101 245V244H100ZM99 245V246H100ZM121 245V246H120ZM185 245V244H184ZM224 245V244H223ZM69 246V245H68ZM73 246V245H72ZM126 246H128V247H131L132 249H133V251H130V253H128L127 252V248L128 247H126ZM146 246V245H145ZM168 246H170V245H168ZM172 246V245H171ZM171 246L169 247L170 248V250L172 249L171 248ZM180 246V245H179ZM175 247V246H174ZM178 247V246H177ZM186 247V246H185ZM111 248V247H110ZM159 248V247H158ZM179 248V247H178ZM214 248V249H213ZM50 249V248H49ZM59 249V250H60ZM137 249V248H136ZM145 249V250H144ZM210 249H213L214 250V252H218L219 253V255H220V258L221 259H219L220 261H217L216 259L218 258H216L215 257V253L211 250L210 251ZM221 249V250H220ZM33 250H35V248L33 249ZM143 250V251H142ZM219 250V251H218ZM174 251V250H173ZM178 251V250H177ZM176 251V252H177ZM188 251V250H187ZM186 251V252H187ZM2 252V251H1ZM84 252H87V253H84ZM28 254V253H30L29 251H26L24 254ZM61 253V252H60ZM117 253V252H116ZM174 253V252H173ZM183 253V252H182ZM37 254V253H36ZM121 254V253H120ZM172 254V253H171ZM174 254H176V253H174ZM173 254V255H174ZM179 253H177L176 255H178ZM208 254V255H207ZM38 255V254H37ZM169 255V254H168ZM25 256V255H24ZM23 256V257H24ZM67 256H68V254H67ZM186 256V255H185ZM184 257V256H183ZM22 258V257H21ZM20 258V259H21ZM25 258V257H24ZM56 258V257H55ZM61 258H63V257H61ZM186 258V257H185ZM216 258V259H215ZM27 259V258H26ZM64 259V258H63ZM192 260V261H191ZM11 261V260H10ZM70 261H72V263L70 262ZM168 263V262H167Z\"/></svg>",
	"mask_w": 264,
	"mask_h": 264
},
{
	"label": "water",
	"instance_id": "4",
	"mask_svg": "<svg viewBox=\"0 0 264 264\" xmlns=\"http://www.w3.org/2000/svg\"><path fill=\"white\" fill-rule=\"evenodd\" d=\"M197 264H210V262L205 258H200Z\"/></svg>",
	"mask_w": 264,
	"mask_h": 264
}]
</instances>
